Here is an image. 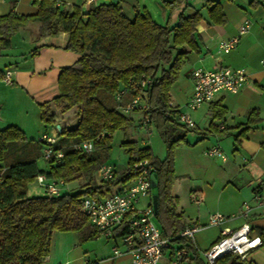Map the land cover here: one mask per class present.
<instances>
[{"label":"trees","instance_id":"trees-1","mask_svg":"<svg viewBox=\"0 0 264 264\" xmlns=\"http://www.w3.org/2000/svg\"><path fill=\"white\" fill-rule=\"evenodd\" d=\"M191 0L161 1L169 13L177 12L172 24H159L145 7H125L120 0L90 3L86 11L74 6L66 9L54 0H33L36 13L18 16L9 12L0 16V55L9 48L11 36L30 22L41 24V34H68L66 49L78 55L75 63L60 70L58 94L40 105L41 119L53 126L57 114L74 110L76 123L59 124L55 150H61L60 163L45 161L48 170L38 168L43 145L27 139L15 126L0 129V264H45L54 232H75L83 240L94 238L97 230L80 212L83 197H97L131 176L132 158H147L156 174V219L162 235L171 237L182 229L175 212L171 188L175 181L173 152L191 131L175 119L164 117L169 91L177 80L188 52H199L195 26L202 16ZM209 18L225 22L220 4L203 0ZM231 1V0H226ZM147 82L142 86V82ZM121 92L119 100L116 99ZM139 97L149 107V117L166 145V156L159 160L149 147H137L125 141L128 161L114 179L104 182L99 167L109 151L113 132L126 129L131 118L118 107ZM137 111V110H136ZM128 114V113H127ZM255 115L250 113V117ZM105 132L94 150L87 154L73 150L72 143L94 140ZM61 180L64 184L83 180L74 193L61 191L57 196L30 197L27 186L36 177ZM98 175V176H97ZM125 232L119 229L115 236ZM264 236V233H260ZM193 250L190 242L182 241ZM213 264H244L236 255L226 254Z\"/></svg>","mask_w":264,"mask_h":264},{"label":"crops","instance_id":"crops-1","mask_svg":"<svg viewBox=\"0 0 264 264\" xmlns=\"http://www.w3.org/2000/svg\"><path fill=\"white\" fill-rule=\"evenodd\" d=\"M54 1L66 9L78 6L82 11H86L88 7L86 4L84 10L80 0ZM120 1L127 8L137 7L135 2ZM201 1L196 10L202 18L195 26L199 52L186 48L188 61L182 66L177 80L171 86L167 105L181 111L185 110L184 105L192 92L191 72L196 67L241 68L247 73L248 81L237 93L220 91L211 101L190 111L195 127L191 128L189 133L195 135L194 140H187L188 133L185 137L187 144H181L175 149L177 152L180 148L183 157L178 174L174 159L176 178L171 194L182 229L192 224H205L208 216L213 213L224 217L219 225L205 227L197 232V237L195 233L194 243H190L193 250L186 248L187 256L182 264H207L203 252L217 242L220 230L223 228L235 230L244 223L249 225L252 235L262 239V245L249 254L248 262L264 264V236L260 235L261 232L264 233V0H214L222 8L225 17L222 24L214 23L209 18L207 11L210 7H204V1ZM32 2L33 0H0V16L9 12L18 16L34 14L36 8ZM161 8L164 10V22L159 24L174 23L177 12L169 13L165 7ZM244 18L250 21V28L240 36L236 47L228 53L218 52V44L236 36L237 28ZM20 30L26 33L23 37L26 48L19 51V45L11 40L9 48L3 50L0 55V129L15 126L27 139L38 140L42 133H58L56 126L66 123L64 119L66 113L57 114L55 124L46 126L41 119L40 105L45 102L52 105L51 100L58 94L57 79L60 70L73 65L78 55L66 49L67 33L60 32L55 36L42 35L41 24L38 22H30ZM6 71L12 72L10 84L3 80ZM251 112L255 113L252 117ZM75 123L76 121L69 123V127ZM213 146H218L229 154L224 161L219 158V165L213 161L218 157L204 155V151ZM190 147L202 148V156H206L208 161L196 163L190 155ZM125 149L128 150V147ZM152 155L154 156L153 153ZM36 164L38 166L37 161ZM193 165L200 167L204 176L206 171L211 176L208 179L202 176L199 180L201 183L191 188L188 196L185 193L189 202L196 205L204 204V212L201 211L203 214L194 210L189 211V206H185L187 209L185 207L178 209L176 207L178 195L173 193L175 182L186 180ZM1 168L0 162V170ZM38 168L48 170V165L44 161L43 167ZM194 191L200 192L199 196L194 197L196 201L191 198ZM153 194H156L155 191H151V200ZM148 202V199H142L138 207L141 208ZM244 203L250 207L247 216L239 214ZM154 222L162 233L158 221ZM205 229L210 231L203 237L199 232ZM109 239L113 241L112 247L117 245L116 240H119L114 235ZM172 248L173 246L164 250L158 264L169 263L173 257ZM120 250L124 252L125 247ZM97 255L93 259L79 258L78 264H129V255L126 253L117 258H112V253L106 258Z\"/></svg>","mask_w":264,"mask_h":264},{"label":"built area","instance_id":"built-area-1","mask_svg":"<svg viewBox=\"0 0 264 264\" xmlns=\"http://www.w3.org/2000/svg\"><path fill=\"white\" fill-rule=\"evenodd\" d=\"M98 0H85V3H96ZM250 28V21L246 18L239 24L236 36L223 40L218 44V52L228 53L234 49L241 35L245 34ZM192 92L184 105V111L178 108L167 106L164 117L175 119L188 128H194L195 123L190 117L189 112L196 110L203 103L211 101L213 96L220 92L237 93L248 81V75L241 68L218 67L214 69H205L196 67L191 72ZM12 72L6 71L3 80L10 84ZM147 82H142V86ZM121 92L117 94L119 100ZM123 113L140 111L143 114V127L151 123L149 117V107L142 102L139 97L131 100L125 107H118ZM58 133H42L38 141L43 145L41 157L44 161L52 160L54 164L60 163L63 158L61 150H55ZM106 135L101 133L94 140H84L72 143L70 147L81 153H91L94 150V143ZM204 155L218 157L226 160V155L218 146H213L204 151ZM115 170L112 166L102 164L99 167L100 179L109 182L114 179ZM153 168L147 158H140L134 155L132 158L131 176L119 183L114 192L97 197H83L80 200V212L88 219L92 227L97 230V236L102 235L110 238L116 235L119 229L125 230L120 236H115L122 241L125 247L123 252L115 245L111 249L112 258H117L123 253L129 255V264H158L163 252L173 246V257L168 264H182L187 256L184 241L194 243V235L198 231L208 226L219 225L224 217L213 213L207 218L205 224H192L184 227L174 236H163L154 222V211L151 200V176ZM0 177V182H1ZM35 181L43 186L44 192L48 197L57 196L61 191L64 183L61 180H55L40 174ZM142 199H148L149 202L143 207L138 205ZM193 200L196 201L194 197ZM250 207L244 203L241 216H247ZM176 243V245H173ZM262 245V239L257 235L251 234V229L247 223L242 224L235 230L223 228L220 230V236L217 242L207 251L203 252V257L207 264H213L216 260L226 254L236 255L244 264H253L248 262L249 254Z\"/></svg>","mask_w":264,"mask_h":264},{"label":"rangeland","instance_id":"rangeland-1","mask_svg":"<svg viewBox=\"0 0 264 264\" xmlns=\"http://www.w3.org/2000/svg\"><path fill=\"white\" fill-rule=\"evenodd\" d=\"M125 2H135L134 4H136L139 9H142L145 6L147 8V11L149 10L148 12L151 14L154 20H156L158 23L164 22V10H162L161 8L163 6L161 0H125ZM201 3V0L190 1V4L195 9L199 8ZM80 4L85 10L86 3L84 2V0H80ZM25 34V31H21L19 29L18 33L16 32L11 36L12 42L19 45V51L26 48L27 46L25 44V39L23 38ZM5 112L6 111H4V114L6 115L7 113ZM76 115L77 113L74 110L67 112L64 116V119H66L65 122L74 123L76 121ZM127 117L131 118V124L126 129L116 130L115 132H113L109 151L104 158V163H102L112 166L118 172V174L124 169L128 161V153L125 149L127 148V146L123 144L125 141L133 140L134 144L137 147H150L154 156H157L159 158L166 156V145L162 142L155 125L150 123L147 125V127L141 126L140 124L142 123L143 114L138 110L129 112L127 114ZM193 137H195V135L189 133L187 135V140H194ZM175 149L173 152V163L175 159L176 174H178L180 172L179 169L182 163L183 155L182 151L179 150L180 148L177 150V152H175ZM189 149H191L190 155L193 156V159L196 163L208 161V158H206V156H202V148L190 147ZM221 151L228 157L229 154L224 149H222ZM186 155H188V152H186ZM213 161L218 165L220 163L219 158H214ZM37 163L38 166L42 168L44 165V159L42 157L38 158ZM206 172L207 173L204 176V173L200 170V167L193 165L191 167V170L188 172L186 180L182 182L178 180L177 182H175L173 193L178 195V199L176 201V207L178 209H180L181 207L183 208L185 206H189V211L194 210L203 214L202 212H204V204L196 205L193 202H189L186 195L188 196V194L190 193L189 190L191 188L193 189L194 186L201 183L199 182V180L202 179V176L206 177L207 179L211 177L208 174V171ZM83 182V180H78L69 183L68 185L64 186V189H62V191L74 193L79 190ZM114 190L115 187L111 189L110 193L114 192ZM151 191H155V188H152ZM44 193L45 192L43 186L36 181L29 183L27 186V195L30 197L43 196ZM199 194V191H194V195H192L191 198L197 197L199 196ZM185 209H187V207H185ZM154 221H156L157 223V219H154ZM209 231L208 229H205L199 232V234L203 237H206ZM197 235L198 233L195 237H197ZM112 242V239L105 238L102 235H99L95 238L83 240L80 238L79 234L75 232H54L52 235L50 252L48 257H46L48 259L45 261V264H78L79 258H83L84 260L89 258L93 259L97 254V256L100 255L106 258L107 256L111 255L110 249L112 248ZM116 242L117 246H119L120 248L124 246L120 239H117Z\"/></svg>","mask_w":264,"mask_h":264},{"label":"water","instance_id":"water-1","mask_svg":"<svg viewBox=\"0 0 264 264\" xmlns=\"http://www.w3.org/2000/svg\"><path fill=\"white\" fill-rule=\"evenodd\" d=\"M56 128L59 130V125H57ZM151 186L156 187V174L154 173L151 176ZM152 208H153L154 213H156L157 212V195L156 194L152 195ZM47 259L48 258H46L45 261Z\"/></svg>","mask_w":264,"mask_h":264}]
</instances>
